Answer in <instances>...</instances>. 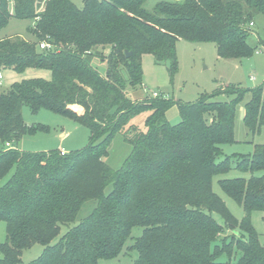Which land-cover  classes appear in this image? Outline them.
I'll return each mask as SVG.
<instances>
[{"label":"trees","instance_id":"16d2710c","mask_svg":"<svg viewBox=\"0 0 264 264\" xmlns=\"http://www.w3.org/2000/svg\"><path fill=\"white\" fill-rule=\"evenodd\" d=\"M146 2L0 0V32L15 17L30 21L34 36L0 39V72H51L50 79H25L0 92V142L29 130L24 105L69 115L91 130L86 148L65 155L2 147L0 182L11 176L0 186L7 225L0 264H22L23 250L34 243L44 250L27 264H100L125 250L137 252L132 264H264V233L252 222L259 211L264 225V175H255L264 171V144L219 160L224 144L238 142L241 104L248 134L264 125V84L229 86L180 104L176 124L167 118L174 102L166 95L132 97L143 86L142 54L168 62L174 74L180 39L214 41L223 57L250 56L256 47L248 42L249 25L264 13V0H158L152 8ZM144 112L142 127L130 123ZM119 132L132 150L115 169L105 158ZM232 169L252 173L218 181L243 207L242 219L213 189L214 174ZM136 227L142 232L132 237Z\"/></svg>","mask_w":264,"mask_h":264},{"label":"rangeland","instance_id":"374dc122","mask_svg":"<svg viewBox=\"0 0 264 264\" xmlns=\"http://www.w3.org/2000/svg\"><path fill=\"white\" fill-rule=\"evenodd\" d=\"M77 6H83V0H72ZM158 0H147L146 7L152 6ZM30 21L18 18H11L8 25L0 32V39L8 36H22L26 39H34L29 34L27 27ZM250 35L248 42L252 47H256L255 51L248 57H223L219 55L216 43L194 42L188 39H180L177 42V70L173 74L170 71L168 62H157L151 52L143 53L141 56L143 68V88L140 87L139 93L132 94V97L143 93L144 97L136 98L137 100L149 99L153 91H157L166 95L174 103L167 111V118L170 123L176 124L181 121L180 104H190L197 102L206 95L225 91L229 86L254 88L264 84V13H259L254 17L253 25H249ZM51 78L49 70L29 68L23 72L13 69H5L0 74V92L8 90L14 82H20L30 78ZM249 94L246 95V100ZM217 96L213 100H218ZM244 106L240 105L238 109V117L236 121L235 137L238 140L234 144H224V155L232 156L236 153H251L255 144H264V125L255 135L248 134L243 120ZM147 112L137 115L130 120V123L142 127L144 125ZM23 119L29 130L24 135L13 141L10 145L0 142V150L3 146L17 147L20 150L30 152H51L65 148L68 153L83 150L90 143L91 130L78 123L73 117L60 114L48 109H41L33 112L28 105L23 107ZM128 127V126H127ZM124 132V131H123ZM117 133L109 147V154L105 161L113 168H120L125 159L132 150V145L125 141L124 133ZM251 172L239 171L232 169L227 173L214 174L212 184L213 189L227 203L231 212L238 218L242 219L245 215L243 207L233 198L228 196L218 181L221 178L250 177ZM255 175H264V171H258ZM11 174L0 182L2 186ZM87 214L85 210L81 216ZM214 217L224 223L222 217L214 214ZM252 222L259 234L264 233V225L262 222L261 212H254ZM6 222L0 220V245L6 240ZM67 226H63L62 233L66 232ZM142 228L133 229L132 237L140 235ZM231 234V230L227 231ZM58 240V239H57ZM53 242H56L53 241ZM133 243L132 238L127 241V246ZM44 250V245L34 243L31 247L26 248L22 252V264L38 258ZM137 252L126 250L119 257L113 259H104L100 264H132L136 258ZM0 257H2L0 252ZM222 261H226V255L222 256Z\"/></svg>","mask_w":264,"mask_h":264},{"label":"built area","instance_id":"2783aa9c","mask_svg":"<svg viewBox=\"0 0 264 264\" xmlns=\"http://www.w3.org/2000/svg\"><path fill=\"white\" fill-rule=\"evenodd\" d=\"M250 25H253V22H251ZM47 46L48 45L45 42L40 44V48H42V49L46 48ZM159 95H161V93H158L157 91L152 92V96H154V97H157ZM7 145H10V143H7ZM59 151H60L61 155H65L66 153H68L64 148H61Z\"/></svg>","mask_w":264,"mask_h":264},{"label":"crops","instance_id":"0c3cea01","mask_svg":"<svg viewBox=\"0 0 264 264\" xmlns=\"http://www.w3.org/2000/svg\"><path fill=\"white\" fill-rule=\"evenodd\" d=\"M2 72H0V74H1ZM0 85H2V80H0ZM139 93V90H137V91H135V92H133L132 94L133 95H136V94H138ZM145 96V94H143V93H141V94H139V95H137V96H135L134 97V99H138V98H140V97H144ZM75 109L77 110V111H79V112H82L83 110H82V108L81 107H75ZM65 149V148H64ZM66 150V149H65ZM67 151V150H66ZM68 152V151H67Z\"/></svg>","mask_w":264,"mask_h":264},{"label":"water","instance_id":"95a60500","mask_svg":"<svg viewBox=\"0 0 264 264\" xmlns=\"http://www.w3.org/2000/svg\"><path fill=\"white\" fill-rule=\"evenodd\" d=\"M126 55H127V57H129V56H131L132 55V52H126Z\"/></svg>","mask_w":264,"mask_h":264}]
</instances>
